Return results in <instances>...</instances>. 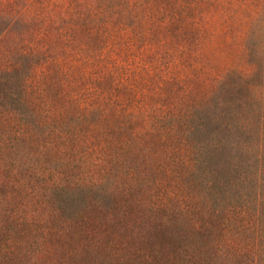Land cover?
Listing matches in <instances>:
<instances>
[{
	"label": "rangeland",
	"instance_id": "rangeland-1",
	"mask_svg": "<svg viewBox=\"0 0 264 264\" xmlns=\"http://www.w3.org/2000/svg\"><path fill=\"white\" fill-rule=\"evenodd\" d=\"M228 162L264 193V0H0V264H193L161 211Z\"/></svg>",
	"mask_w": 264,
	"mask_h": 264
},
{
	"label": "trees",
	"instance_id": "trees-1",
	"mask_svg": "<svg viewBox=\"0 0 264 264\" xmlns=\"http://www.w3.org/2000/svg\"><path fill=\"white\" fill-rule=\"evenodd\" d=\"M214 150L217 151L216 148ZM217 153L218 158L215 155L208 158L212 163L209 165L210 168L218 167L215 163H218L221 158L219 152ZM225 170L227 174L235 173L234 179L237 182L232 183L228 179L222 182L216 176L210 179L194 177L195 188L199 196L202 197L199 206L202 210L198 213L201 218H197L196 224H193L191 217L184 216L183 213L171 208L168 211L164 209L161 211V222H164L165 227L160 233L163 237L174 242L175 249L178 246L176 245L177 242L187 241L186 253L189 254L188 256L192 260L194 258L193 264H198V260L201 261L200 264H247L244 261H233L230 258L233 255L239 259L236 246L231 247L228 243L222 245L219 243L221 239L228 237V235L229 237L243 239V242L248 245L245 254L251 256L252 264H264V259L261 258L264 251L261 252L257 249L261 244V236L263 235L260 234L257 237L259 232L256 230L259 217L264 214V193L256 195L251 188L244 189L245 177L238 183L241 173L242 175L244 173L241 166L236 167L228 162L225 165ZM218 171L220 170L218 169ZM237 183L240 191L237 190ZM235 193H238L239 196H236ZM248 217L250 218L247 219ZM4 220L6 224L13 228L17 236L21 234L18 223L20 222L23 226H26L25 222L27 223L19 210L7 211ZM113 223L114 228H121V224L116 225V222ZM180 231L185 232L186 236L181 235ZM136 233L139 238L142 237L140 230H137ZM186 237L187 240H182Z\"/></svg>",
	"mask_w": 264,
	"mask_h": 264
}]
</instances>
